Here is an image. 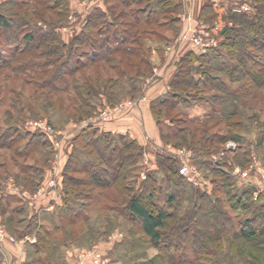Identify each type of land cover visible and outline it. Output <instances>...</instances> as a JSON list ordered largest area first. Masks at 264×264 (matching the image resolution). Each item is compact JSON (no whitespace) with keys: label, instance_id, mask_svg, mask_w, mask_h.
Listing matches in <instances>:
<instances>
[{"label":"trees","instance_id":"trees-1","mask_svg":"<svg viewBox=\"0 0 264 264\" xmlns=\"http://www.w3.org/2000/svg\"><path fill=\"white\" fill-rule=\"evenodd\" d=\"M53 1L63 3L64 9L56 11L52 0L0 3V106H5L0 125V216L13 199L12 194L4 193L9 178L16 186L35 190L43 168L51 160L50 144L42 132L26 134L28 139L23 146H16L21 140L17 123L35 116L36 111L46 115L49 111L73 113V118L81 120L98 111L91 99L105 98L110 105L116 104V95L126 82H131L134 88L137 81L151 75L148 43L170 44L180 30L179 0H107L110 4L107 11L94 10L80 32L65 42L56 30L66 24L67 0ZM5 6L8 14L1 10ZM169 14L174 17L167 18ZM198 16L204 22L226 19L232 26L216 33L217 47L202 55L188 51L176 62L171 90L151 102L150 111L159 128L164 118L180 115V108L187 109L197 100L206 105L209 110L204 117L183 122L192 125L188 148L196 157L208 160L219 153L220 145L229 141V129L241 128L239 109H252L253 102L259 103L264 98V0H254L253 12L246 14L230 13L222 4L214 6L204 0ZM39 22L45 28L32 26L31 30H24ZM15 27L21 29L20 34H10ZM167 31L168 36L164 34ZM202 61L206 68H201ZM194 74L199 78L195 79ZM204 91L212 94L197 97L198 92ZM247 120L259 129L256 145L264 144V119L260 113L254 112ZM159 133L161 140L169 136ZM79 137L85 140L79 147L81 155L86 153L82 159L81 152L73 147L64 170L61 204L52 214L42 216L53 225L50 230H38L36 244L27 246L33 251L31 256L44 253L50 245L59 247L53 234H66L67 224H70L67 242H77L72 236L76 221L88 220V216L73 207L70 200L75 199L81 203L79 208L113 211L132 225L138 224L142 236L157 249L161 262L264 264V211H260L264 204L260 202L261 208L257 206L250 217L237 222L220 206L224 202L231 210H238L242 200V195L238 197L229 189L228 182L233 177L222 170L225 162L219 167L211 164V172L219 178L212 180L216 185L214 192L221 196L213 198L200 193L182 218L169 224L173 216L156 203L157 190L151 175L147 176L150 182H144L137 192H130L123 184L125 169L129 170L134 156L141 158L143 146L127 136L103 132L93 125L81 130L74 141ZM112 138L120 144L112 145ZM174 147L180 148L177 144ZM22 158L27 162H19ZM238 159L235 153L233 160ZM156 161L163 174L182 178L175 156L157 154ZM111 192L116 196L112 197ZM241 193L246 196L248 192ZM249 196L253 200L252 194ZM172 199L169 196L167 201ZM117 203H121L119 210L115 208ZM56 220L61 222L58 224ZM35 221L36 217H30L25 229L35 226ZM7 231L17 237L22 235L8 226ZM210 244L216 246L209 247ZM24 264H35V260L31 257Z\"/></svg>","mask_w":264,"mask_h":264},{"label":"rangeland","instance_id":"rangeland-1","mask_svg":"<svg viewBox=\"0 0 264 264\" xmlns=\"http://www.w3.org/2000/svg\"><path fill=\"white\" fill-rule=\"evenodd\" d=\"M6 0H0V3L5 2ZM101 0L95 1V0H67V11L68 16L66 17V24L63 27H60L56 30L57 33H59L62 37V39L65 42H68L71 37L75 34H78L83 27V25L89 20L90 12L89 6L90 4L93 5L96 2H100ZM111 1V0H110ZM177 1V0H175ZM204 1V0H203ZM53 4L55 5L56 11H61L64 9V4L59 2L53 1ZM55 2V3H54ZM182 4V0H180ZM252 12H253V6H254V0H249ZM183 5V4H182ZM202 5L201 0H195V7L199 8ZM8 6V5H7ZM5 6L1 10H5L7 8ZM103 6H105L104 11H107L108 6L110 4L107 3V0H104ZM184 7V6H183ZM183 9L180 11L179 15L182 14ZM197 12L199 13L198 9ZM5 13L6 10H5ZM8 14V13H7ZM111 14L108 13V18H110ZM161 16V15H160ZM159 16V17H160ZM173 15H170L167 18H172ZM159 20H163L162 17L159 18ZM217 20V19H214ZM213 21V20H212ZM211 22V21H210ZM35 26L36 28H45L43 25L39 22L37 24H32L29 26V28L24 30H31L30 27ZM41 26V27H40ZM33 27V29L35 28ZM153 26H151L152 28ZM179 29H181V24H179ZM154 28V27H153ZM152 28V29H153ZM19 28H13V30L10 31L11 33H18L20 34ZM22 32V31H21ZM180 32V30H179ZM165 35H170V33L167 31L164 33ZM164 35H159V37H162ZM160 39V38H159ZM158 40V39H157ZM157 42H150L148 43V46H150L149 50V60L150 55H152V49L154 47H160L159 49L162 50L165 53V49L169 46L166 43H162L157 45ZM172 43V42H171ZM170 43V44H171ZM157 45V46H156ZM197 55H202V53H195ZM206 54V53H205ZM154 55V54H153ZM166 56L169 57L170 54H166ZM172 55V54H171ZM152 59V58H151ZM155 59V58H154ZM173 59V58H172ZM201 63V62H200ZM151 64V63H150ZM201 68H206V63H201ZM151 64V75L146 76L141 81H137V86L134 88L131 87V82H126L125 86L122 88V90L117 93L116 97V104L110 105L106 102L105 98H102L101 101L96 99H91V103L94 105H97L98 111L91 114L89 117L76 120L72 117L73 113L67 114L62 112L60 114L53 113L52 111H49L48 114L50 116V120L47 119V116L44 113H41L39 111H36L35 116L26 118L17 123V130L19 136H21V140L19 142V145H16L18 148L22 147L23 144L27 141L26 134H33L35 132H42L45 134L44 136H47L48 143L50 144L49 149L51 150V161L54 159V154L57 150L61 149L66 154V157L64 156V162L65 164L62 166L60 171H57V169L54 167L52 170L53 174L50 178L51 180H48L45 185H42V183L37 187H47V183L50 181H54L58 185L60 184L61 187V194L63 191V176H64V170L66 167V164L68 162V158L72 152L73 147H77V151L80 153L79 147L83 146V142H85L84 139L81 137L78 138V140L74 141V138L80 134V131L87 127H81V122L84 120L89 119L90 117H95L99 111L104 110L106 107H113L114 105H117L121 102H135L137 104V99L141 98V95L145 89L146 86H149L153 82V74L156 73V68H152ZM156 67V66H154ZM176 72V71H175ZM219 76L224 77L221 73H215ZM173 76V75H172ZM174 77V76H173ZM194 78L198 79L199 76L194 74ZM131 87V88H130ZM137 88V89H135ZM199 94L197 97H203L210 96L212 94L211 92L204 91V92H198ZM264 93V91H263ZM103 100V101H102ZM194 102V101H193ZM102 103V104H100ZM253 108L249 109L247 108H240V120H242V126L241 128H231L229 129V135L230 139L229 141H226L223 145L219 146V153L211 155L208 160H203L202 158L196 157L195 153L188 148V145L190 143V139L192 136L191 133V127L192 125L188 124L186 125L185 122H183V119H190V120H197L204 117L206 114V111L209 110V108L206 105H201L199 100L197 102L191 103L190 107L187 109H182L180 115L171 114L172 119H165L161 122L160 129L158 128V131L162 134L169 135L166 138H161L158 140V143L147 141V145L143 147V154L140 159L131 160L130 168L127 170L125 169L126 174V181L123 182V184H126L130 188V192H137L140 187H142L144 182H150L149 179H147L148 175H151L154 179V185L156 186L157 190V199L156 203L159 206H163L166 211H168L173 217L168 221L169 224H172L175 222V220H178L179 218H182V216L185 213V210L190 206L192 200L196 198L200 193H205L210 196L220 197L221 194L219 192H214V188L216 187L215 184H212V180L215 178L218 180L219 178L214 175V173L211 172V164H216V167L221 166L226 163V166L221 167L222 170L233 178L230 179L228 182L229 189L231 190L232 194L236 196L242 195L241 205L238 210H231L228 205L224 202L220 204L233 218L237 221H243L245 217H250V215L255 212V209L257 206L260 207V204H264V193H259L258 197L254 198V192L261 188H264V177L261 175L252 176L250 179L242 180L238 176L233 174V170L235 166L241 167V169H245L251 158V154L254 153V156H256V159L258 163L264 167V144L257 146L256 142L259 138V129H256L254 125H250V122L247 120L250 115H252L254 112L260 113V116L262 119H264V98L259 103H252ZM138 105L131 106L129 108H126L122 110L118 116L114 117L112 120L108 122H97L94 123L93 126L99 128L103 124L112 123L115 121H118L120 119H123L131 114L135 110V108ZM5 106H0V125H2L1 117L2 112L4 111ZM26 114V113H25ZM16 114H14L15 116ZM28 117V115H27ZM188 123V122H187ZM37 124H41L42 127H46L47 130H43L42 128L38 127ZM195 125H193L194 128ZM176 134V136H174ZM24 136V138H22ZM43 136V137H44ZM160 137V133H159ZM27 138V139H26ZM110 143L112 145H118L120 144L116 138H112ZM103 144V143H101ZM179 146L180 148L174 147V145ZM179 149H187L191 150L193 152V158L192 163H194L201 172V178H202V186L201 187H194L192 184H190L187 180L182 178H172L170 174H163V169L158 166V163L156 161V155H172L175 156L178 160L179 166H180V159L179 157L174 153V151H177ZM86 150H88L86 148ZM236 150V152H235ZM129 151H132V149H129ZM53 152V153H52ZM239 156V159L237 161L243 162L242 164H237L236 160H233V156L235 153ZM238 152V153H237ZM86 153V152H85ZM84 153V155H85ZM136 154V152H133ZM234 153V154H233ZM83 154V152L80 153V155ZM83 155V156H84ZM83 156L81 155L82 159ZM91 157V156H90ZM63 158V157H62ZM2 159V158H1ZM225 159V160H224ZM63 160V159H62ZM224 160V161H223ZM3 161V160H2ZM26 159H19V162L24 163ZM54 161V160H53ZM56 157L55 158V166H59L61 161ZM247 161V162H246ZM27 162V161H26ZM28 162H31L28 160ZM11 171H15L14 167H10ZM179 170V167H178ZM127 172V173H126ZM169 176V177H168ZM177 178V179H176ZM12 180L9 178V181ZM40 180V179H39ZM42 182V181H41ZM4 186V185H3ZM15 187L8 188V190H3L5 193V196L10 195L9 192H12L14 195L13 199L9 202L7 205V210L4 215L0 216V225H2L5 229L6 236H2L0 238V264H4L5 261L9 264H24L26 260H30L31 257L35 259L34 255H32V250L27 247L28 245H34L36 244L39 235L38 230L39 229H46L50 230L53 223H51L49 220L43 219V215L38 216L39 212L37 211L34 213L35 209H31L30 211V203L31 201L27 199L26 196L27 193L29 194H35L39 188L30 189L27 188V190H23L21 188L14 189ZM24 189V188H23ZM246 190L248 193L246 196H244L241 192ZM2 191V193H3ZM26 191V192H25ZM33 194V195H34ZM252 194L253 200L250 198L249 195ZM4 195V194H3ZM33 195L29 196L30 199H33ZM111 196L115 197L116 194L111 192ZM169 196H173V201L168 202L167 199ZM245 197V198H243ZM42 199V198H40ZM38 199V200H40ZM37 201V200H35ZM30 202V203H29ZM73 207H75L77 210L81 209L85 212L86 216H88V220L78 219L76 221L75 227H74V233L73 237L77 240V242L68 243L69 238H67L66 234L68 235V228L67 226H70V224L66 225V234H53L54 238H57L56 244L58 246H54V248L50 245L45 249L44 254V264H76L79 260L78 254L80 252H89V251H96L101 256L102 260H104V264H167V262L163 261L161 262L159 258H157V249H155L149 241L142 236L138 224L132 225L130 222L125 221L121 216L116 214L113 211H99L95 207L92 208H79L81 203L76 201L75 199L70 200ZM85 202V201H83ZM252 202V203H251ZM258 202V203H257ZM121 203H117L116 209L119 210ZM24 209V211H23ZM49 211H46V214H52L56 210V206H54V209L48 208ZM96 210V211H95ZM22 211V212H21ZM260 211H264V207L260 209ZM11 217V222L8 223V218ZM30 217H36L35 223H33L32 228L25 229ZM81 218V217H80ZM57 222L59 220H56ZM61 221L58 222V224ZM67 222V221H66ZM7 226L11 229L18 230L19 233H22L20 237L15 236L14 234L7 231ZM85 228H87L85 230ZM7 236H12L15 238V243L10 242L7 238ZM29 241H27V239ZM60 238V239H58ZM229 239V237H227ZM58 242V243H57ZM67 242V245H64ZM216 245L210 244L209 247H215ZM16 250V251H15ZM178 254H176L177 256ZM43 256V255H42ZM55 256L56 259H52ZM60 256V257H59ZM59 257V258H58ZM38 262V261H37ZM49 262V263H48ZM36 263V262H35ZM39 264V263H37ZM84 264H93L89 258L84 260ZM196 264H206L203 260H197Z\"/></svg>","mask_w":264,"mask_h":264},{"label":"built area","instance_id":"built-area-1","mask_svg":"<svg viewBox=\"0 0 264 264\" xmlns=\"http://www.w3.org/2000/svg\"><path fill=\"white\" fill-rule=\"evenodd\" d=\"M214 2H220L223 5L224 10L229 11L230 13L236 14H246L251 12L252 8L249 0H215ZM89 6V11L97 4ZM184 10L179 16V21L181 24V29L174 41L169 44L165 49V53L172 55L181 56L183 53L192 51L194 53L205 54L211 49L215 48L219 44V38L216 33L221 29L232 26V22L226 19H217L211 22H204L195 14V0H182ZM136 105L135 102H121L113 107H106L104 110L99 111L95 117H90L87 120L81 122V127H88L97 122H108L118 114L131 106ZM38 127L43 130H47L46 127H42L41 124H37ZM174 153L179 157L181 163L179 166V174L187 180L194 187L202 186V176L199 168L192 163L193 152L187 149H179L174 151ZM233 174L238 176L240 179H250L252 176L261 175L264 177V167H262L257 159L254 156V153L251 154L250 162L245 169H241L239 166H235ZM54 181H50L47 184V187H40L37 192L33 195V199H39L44 196L48 188L55 186ZM259 193H264V188H259L254 192V198L258 197ZM48 208L52 209V206ZM5 229L0 225V238L6 236ZM10 242L15 243V238L12 236H7ZM29 241L28 238H26ZM79 260L76 264H84V260L89 258L93 264H104L101 256L96 251L89 252H80L78 254ZM8 260V259H7ZM6 260V261H7ZM4 264H9L6 262Z\"/></svg>","mask_w":264,"mask_h":264},{"label":"crops","instance_id":"crops-1","mask_svg":"<svg viewBox=\"0 0 264 264\" xmlns=\"http://www.w3.org/2000/svg\"><path fill=\"white\" fill-rule=\"evenodd\" d=\"M98 1V0H95ZM180 1V0H179ZM203 2V0H201ZM214 6L221 5L220 2H214L215 0H209ZM92 2V0H91ZM104 0H101L99 3H97L90 12H93L94 10H102L104 11L105 6H103ZM183 4V3H182ZM180 2L181 10H184L183 5ZM91 5V4H90ZM200 8V7H199ZM199 8L195 9V14L198 15L197 9L199 11ZM180 24V21H179ZM174 41V40H173ZM157 44V43H156ZM158 45V44H157ZM156 45V46H157ZM169 45V44H168ZM160 47H154L152 49V55H150V63L152 64V68H156V73H154L152 76L153 82L146 86L141 98L137 99L138 105L131 114L123 119H120L118 121L107 123L101 125L98 129L103 132L111 133V134H119L123 136H127L128 138L132 140H136L139 145L145 146L147 141L153 143H158L159 137V131L157 128V124L155 120L153 119V116L150 111V104L154 100H156L161 95L167 93L171 90V81L173 80L174 73L176 71V62L183 57L186 53H183L181 56L177 55H169L166 56L165 53L159 49ZM154 54V55H153ZM152 58V59H151ZM155 58V59H154ZM173 58V59H172ZM156 66V67H154ZM173 75V76H172ZM147 145V144H146ZM53 153V152H52ZM54 161L57 157L61 163L59 164L58 168L55 166V162L52 160L49 161L48 165L43 168L42 174L40 176V180L37 181V183L40 185H45V183L48 180H51V175L53 174L52 170L54 167L57 169V171H60L62 166L65 164L64 162V156L66 157V154L61 149L57 150L56 153L53 155ZM63 157V158H62ZM63 159V160H62ZM59 161V162H60ZM63 169V168H62ZM42 181V182H41ZM48 184V183H47ZM38 185V186H39ZM15 187L16 189L21 188L23 190H27V188H22L20 186L14 185L13 181L10 180L6 185V190L8 188ZM14 188V189H15ZM39 187H36V189ZM35 189V190H36ZM26 192V191H25ZM10 194L14 195L12 192H9ZM34 194V193H33ZM33 194L27 193L26 197L31 201L30 203V211L31 209H35L34 213L37 211L39 212L38 216L44 215L49 211L48 207L52 206L54 209V206H59L61 204L62 194H61V187L60 184L55 185L54 187L48 188L44 194L42 199L37 201H33L29 198V196H32ZM16 251V250H15ZM43 255V256H42ZM35 259L32 258V260H35V264H37L39 261H44V254L42 253H36L34 255ZM59 258V257H58ZM52 259H56L55 256ZM38 261V262H37Z\"/></svg>","mask_w":264,"mask_h":264}]
</instances>
